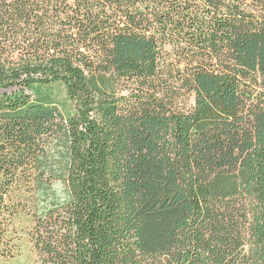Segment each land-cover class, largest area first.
Listing matches in <instances>:
<instances>
[{
    "label": "trees",
    "instance_id": "16d2710c",
    "mask_svg": "<svg viewBox=\"0 0 264 264\" xmlns=\"http://www.w3.org/2000/svg\"><path fill=\"white\" fill-rule=\"evenodd\" d=\"M264 264V0H0V264Z\"/></svg>",
    "mask_w": 264,
    "mask_h": 264
},
{
    "label": "rangeland",
    "instance_id": "374dc122",
    "mask_svg": "<svg viewBox=\"0 0 264 264\" xmlns=\"http://www.w3.org/2000/svg\"><path fill=\"white\" fill-rule=\"evenodd\" d=\"M22 250L21 254L16 256L10 264H34L36 260V255L34 252L30 249L28 240L25 236L22 237Z\"/></svg>",
    "mask_w": 264,
    "mask_h": 264
}]
</instances>
